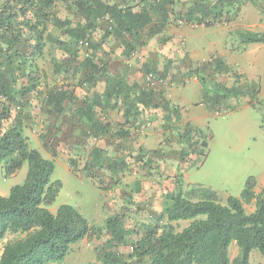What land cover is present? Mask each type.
Instances as JSON below:
<instances>
[{
    "label": "trees",
    "instance_id": "1",
    "mask_svg": "<svg viewBox=\"0 0 264 264\" xmlns=\"http://www.w3.org/2000/svg\"><path fill=\"white\" fill-rule=\"evenodd\" d=\"M246 3L264 16V0H0V165L14 173L27 162L23 182L0 195V240L17 235L3 245L0 264L61 262L84 238L102 241L100 264H252V250L264 257V184L256 191L253 176L239 196L229 195L225 203L208 188L184 189L179 172L166 176L172 189L157 193L164 159L139 140L141 130L153 123L170 134L165 140L183 164L192 154H203L207 141L198 127L183 121L181 107L165 97L167 84L143 81L152 72L169 82L170 58L146 63L140 82L129 78L123 63L147 50L151 39L161 44L172 39L169 26L227 23ZM239 37L243 44L264 43L263 34L249 30ZM79 40L88 43L83 52ZM46 53L49 73L38 63ZM111 54L122 62L117 70L108 60ZM203 70L194 67L182 76L196 77L210 110L220 112L223 101L241 96L253 104L256 84L242 81L241 73L231 71L234 80L227 84ZM230 70L216 59L213 75ZM111 110L121 120L112 122ZM63 120L79 127V147L64 155L73 172L84 170L101 190L119 186L126 174L155 179V186L146 189L134 179L131 193L118 203L120 211L101 225L90 224L68 204L51 212L47 207L60 187L51 181L54 163L30 148L24 131L37 128L42 146L53 154L48 140L59 135ZM154 198L160 199L158 208ZM250 204L253 209L246 211ZM137 210L155 217L139 223L140 229L127 227L126 218ZM180 221L188 224L177 229ZM232 243L238 251L230 260ZM125 244L126 257L117 249Z\"/></svg>",
    "mask_w": 264,
    "mask_h": 264
},
{
    "label": "rangeland",
    "instance_id": "2",
    "mask_svg": "<svg viewBox=\"0 0 264 264\" xmlns=\"http://www.w3.org/2000/svg\"><path fill=\"white\" fill-rule=\"evenodd\" d=\"M188 26L191 28L183 32L185 25H173L171 33L168 34L172 39L167 42L166 50L160 48L157 40L151 46L150 54L151 57L159 58L158 63L167 58L173 62L170 68L173 77L167 82L164 92L168 89L171 93L174 92L172 101L181 107L183 121L198 127L204 133L207 146L203 147V154H192V159L183 164L177 161L172 152L174 147L165 140L170 134L166 135L158 125L147 124L138 138L147 148L157 149L163 156L165 170L157 193L172 189L173 185L166 176L179 172L184 189L208 188L216 193L220 202L225 203L227 196L240 195L246 179L250 176L256 179V191L264 184V43L243 44L239 37L240 31L244 30L264 35V16L258 8L246 3L237 17L230 22L207 29L202 26ZM145 54L146 52H138L129 62L133 68H138L139 81L142 80L146 62L149 60V55ZM217 58L224 60L230 67L229 75H213ZM38 63L50 72V56L47 53ZM194 67L202 70L204 68L203 73L227 84L234 80L231 71L239 72L243 75L242 81L256 84L257 97L253 99V104L248 103L247 96L229 98L221 103L220 112L212 111L202 102V91L198 81H195L196 77L183 79L182 74L188 73ZM109 118L112 122L121 120L120 113L115 110L109 111ZM70 122L63 120L59 135L48 140L54 148L53 154L42 146L37 128L26 129L24 135L29 138L30 148L39 150L54 163L51 181H59L60 187L55 200L47 208L55 212L59 205L68 204L77 209L90 224L101 225L107 216L120 211L118 203L124 201L127 193H131L134 179L140 180L146 189L155 186V179L126 174L121 177L120 182L122 188L123 185L126 186L125 191L121 190L120 183L112 189L101 190L85 176L84 170L73 172L65 163L64 155L71 147H79L80 141L75 137L79 127ZM26 172V161L14 173L7 172L5 165L1 164L0 195L6 196L12 186L22 183ZM153 200L158 208L160 199ZM144 208L146 209L145 206ZM245 208L246 211H251L253 205H245ZM149 214L137 210L126 218L125 225L140 229L139 223L155 217L154 214ZM187 224V221H180L177 229ZM16 237L15 234H7L0 240V252L6 242ZM101 247L100 239L84 238L70 247L64 260L49 264H100L97 257L102 252ZM117 249L124 257L129 251L127 244L120 245ZM237 251V246L232 243L228 254L230 260ZM249 259L252 264H264V257L257 250H252Z\"/></svg>",
    "mask_w": 264,
    "mask_h": 264
},
{
    "label": "crops",
    "instance_id": "3",
    "mask_svg": "<svg viewBox=\"0 0 264 264\" xmlns=\"http://www.w3.org/2000/svg\"><path fill=\"white\" fill-rule=\"evenodd\" d=\"M179 25H181V24H179ZM173 27V25L172 26H169V27H167L166 28V32L168 33V34H170L171 33V28ZM180 27H183V26H180ZM187 28H191V27H189V26H187V25H185V28L183 29V32L185 31V29H187ZM204 28H206V27H204ZM207 28H210V27H207ZM206 28V29H207ZM212 28V27H211ZM181 32V31H180ZM183 32H181V33H183ZM172 33H174L173 31H172ZM184 34V33H183ZM157 40H158V38H156V39H151V40H149L148 41V44H147V50H144L143 51V53H145L146 52V54L147 55H149L148 56V58H149V60H148V62H156L157 61V59H159V58H157V57H151V54H150V52H151V46L152 45H154L156 42H157ZM166 45H167V42L164 44H161V43H159V46H160V48L162 49V50H166ZM113 47H115L116 46V44L115 45H112ZM80 49V48H79ZM85 50V49H84ZM83 49H82V52L84 51ZM162 50H161V52H162ZM142 52V51H141ZM117 53V52H116ZM145 54V55H146ZM156 58V59H155ZM109 61H110V63H111V66L114 68V69H118L119 67H121L122 66V62H121V60L119 59V58H117V56H116V54H111V56L109 57V59H108ZM131 61V59L130 60H125V62H123L124 63V65H127V67H128V71H129V78L131 79V80H134V81H139V79H140V74H139V70H138V68H133L132 67V65H130L129 64V62ZM148 62H146V63H148ZM172 64H173V62H172ZM196 82H197V80H195ZM140 82V81H139ZM174 93V92H173ZM173 93H171L170 91H169V89L168 90H166V92H165V97L167 98V99H170L171 101H172V98H173ZM182 118H183V116H182Z\"/></svg>",
    "mask_w": 264,
    "mask_h": 264
},
{
    "label": "built area",
    "instance_id": "4",
    "mask_svg": "<svg viewBox=\"0 0 264 264\" xmlns=\"http://www.w3.org/2000/svg\"><path fill=\"white\" fill-rule=\"evenodd\" d=\"M87 45L88 43L85 40L78 41V47L80 49H86ZM137 54L138 52L134 54V57H136ZM143 81L147 86H154L156 84H167V80H163L161 78L156 77L152 72H146L144 74Z\"/></svg>",
    "mask_w": 264,
    "mask_h": 264
}]
</instances>
